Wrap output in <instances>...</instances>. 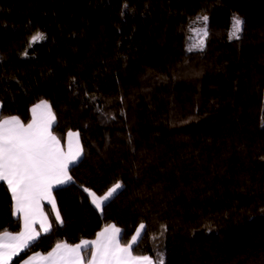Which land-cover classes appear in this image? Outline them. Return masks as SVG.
<instances>
[{
  "label": "trees",
  "instance_id": "1",
  "mask_svg": "<svg viewBox=\"0 0 264 264\" xmlns=\"http://www.w3.org/2000/svg\"><path fill=\"white\" fill-rule=\"evenodd\" d=\"M40 100L81 155L61 220L45 203L50 230L10 264L110 223L121 244L142 223L132 253L154 264H264V0H0V117ZM116 183L97 208L86 190ZM20 228L0 181V233Z\"/></svg>",
  "mask_w": 264,
  "mask_h": 264
},
{
  "label": "snow or ice",
  "instance_id": "2",
  "mask_svg": "<svg viewBox=\"0 0 264 264\" xmlns=\"http://www.w3.org/2000/svg\"><path fill=\"white\" fill-rule=\"evenodd\" d=\"M207 18L205 17L204 20ZM243 21L234 18L233 37L239 39ZM206 36L207 33L205 32ZM42 34L32 37L35 43L43 39ZM48 109L46 104L43 105ZM36 112V109H33ZM48 109L47 116L38 123L25 126L16 117L0 122V181L6 183L14 202V215L23 219V229L13 235L4 232L0 235V264H10L12 257L26 249L39 236L35 225L40 224L41 230L47 233L51 224L40 208V201L51 198L53 185L65 183L68 177V166L80 155L79 149L73 153L70 149L66 155L60 148L59 141L52 135L50 125L54 120ZM121 187L116 184L103 197H94L93 203L100 208L113 193ZM87 191V190H86ZM55 208L54 200L51 201ZM56 220L60 221V214L56 212ZM144 225H140L132 237V243L121 246L118 236L120 230L110 226L101 232L97 240L91 242L94 246L89 264H153L147 256H133L132 248L142 234ZM89 242L85 241L76 247L67 244H57L47 257H43L47 264H83L81 249ZM28 264V262H25ZM158 264H163L161 257Z\"/></svg>",
  "mask_w": 264,
  "mask_h": 264
},
{
  "label": "crops",
  "instance_id": "3",
  "mask_svg": "<svg viewBox=\"0 0 264 264\" xmlns=\"http://www.w3.org/2000/svg\"><path fill=\"white\" fill-rule=\"evenodd\" d=\"M44 104H46V105L48 106V109H50V113H51V115L54 116V114H53V112H52V109H51L49 103H48L46 100H40V101H38V102H36V103H34V104L32 105V107H31V118H30V120H29L28 122L23 123V122L21 121V119H20L18 116H15V115H9V116H3V117H0V122H2V121H4V120H7V119H10V118H12V117H16V118H18V119L20 120V122H21L22 124H24L25 126H27L28 124L32 123L33 120H36V121L39 123V122L41 121L42 116H43V117H46V116H47L48 109H45V108L43 107ZM33 109H36V112H35V113L33 112ZM53 122H54V120L52 121V123H53ZM52 123H51V125H52ZM51 125H50V131H51ZM51 133H52V135H54V133H53L52 131H51ZM54 136L56 137V135H54ZM56 138H57V137H56ZM57 140L59 141L58 138H57ZM59 145H60V148H61V150L63 151V153L66 154V155L69 153L70 149H71V151H72L73 153H75V152L77 151V149H79V152H80V155H81V144H80V139H79V135H78V133H77L76 131H68L67 134H66V137H65V141H64V143L61 144L60 141H59ZM80 155H79V157H80ZM79 157H78L75 161H77V160L79 159ZM75 161H74V162H75ZM74 162L70 163L69 166H70L71 164H73ZM69 166H68V168H69ZM67 175H68V177H70L69 171L67 172ZM69 180H70V179H69ZM69 180H67L66 182H68ZM66 182H65V183H66ZM63 184H64V183H63ZM59 185H61V184H59ZM55 186H58V185H53V188H54ZM53 188H52V189H53ZM52 200H54V202H55V199H54V196H53V193H52V190H51V198H45V199H43V200L40 201V208H41V210L43 211L44 215L47 217V220H48V223H49V224H50V221H49L48 215H47V213H46V211H45V209H44V204H45V203L49 204L51 210L54 212V215H55V217H56V212H57L58 210H57L56 202H55V208H53V206H52V202H51ZM13 210H14V202H13ZM16 216H18V217L20 218V221H21V228H20V230L17 231V232H8V231H7L8 233H11V234H13V235L19 233V232L22 231V229H23V219H22V217H20L19 215H16ZM35 229H36L37 232H40V233L43 232V231L41 230V227H40V224H39V223H37V224L35 225ZM3 233H4V232H1L0 235H2ZM57 244H67L69 247H75V245H76V243H74V244H69V243H66V242H63V241H61V242H57V243L53 246V248H52L50 251H48V252H46V253H42V252H33V253H31L30 255H28L27 257H25V258L21 261L20 264H25V262H28V264H47V262H46L44 259H42V258H43V257H47V256L49 255V253H51V252L53 251V249H55V247H56ZM81 251H82V250H81ZM90 255H91V254H90ZM13 257H14V256H13ZM13 257H12V258H13ZM81 257L83 258V255H82ZM89 260H90V256H89V259H88L87 261H85V260L83 259V264H89ZM151 261H152L153 264H154V261H153L152 259H151Z\"/></svg>",
  "mask_w": 264,
  "mask_h": 264
},
{
  "label": "rangeland",
  "instance_id": "4",
  "mask_svg": "<svg viewBox=\"0 0 264 264\" xmlns=\"http://www.w3.org/2000/svg\"><path fill=\"white\" fill-rule=\"evenodd\" d=\"M204 32H205V29L203 28V27H198V26H195V27H193V29L191 30V34L188 36V39H187V45L189 46V47H192V46H194L195 44L196 45H198V44H201L202 42H203V37H204ZM116 184H119V183H116ZM116 184H114L113 186H111L104 194H102V195H97V194H95L93 191H91V190H87L88 191V193H89V196H90V199H91V201L93 202V199H94V197L92 196V195H90V193H94L95 194V197H97V198H99V197H103V196H105L107 193H108V191L111 189V188H113ZM140 225H143L142 223L141 224H139L137 227H136V230L134 231V233H133V235L131 236V238H130V240H129V242H128V244L129 243H132V237L136 234V232H137V229H139V227H140ZM110 226H115V225H113V224H107L106 226H104L102 229H100L98 232H97V234H96V236L94 237V238H92V239H81L79 242H77L76 243V245H75V247L77 246V245H81L83 242H85V241H87V242H89L88 243V245L87 246H91V252H90V260H91V257H92V252L94 251V246L91 244V242H93V241H95V240H97V238H98V236H99V234L101 233V232H103L106 228H109ZM116 228H118L119 230H120V228L118 227V226H115ZM119 235H120V232H119ZM118 239H119V236H118ZM121 244V243H120ZM128 244H121V246L123 247V246H127ZM82 250V249H81ZM133 254V253H132ZM80 255L82 256V251H81V253H80ZM133 256H147V257H149L150 259H152V257L150 256V255H135V254H133ZM89 260V261H90ZM153 260V259H152Z\"/></svg>",
  "mask_w": 264,
  "mask_h": 264
}]
</instances>
